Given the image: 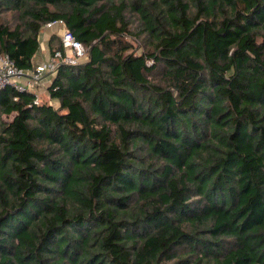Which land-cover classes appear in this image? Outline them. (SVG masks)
Wrapping results in <instances>:
<instances>
[{
  "label": "trees",
  "instance_id": "trees-1",
  "mask_svg": "<svg viewBox=\"0 0 264 264\" xmlns=\"http://www.w3.org/2000/svg\"><path fill=\"white\" fill-rule=\"evenodd\" d=\"M57 20L60 107L0 90V264H264V0H0V53Z\"/></svg>",
  "mask_w": 264,
  "mask_h": 264
},
{
  "label": "built area",
  "instance_id": "built-area-1",
  "mask_svg": "<svg viewBox=\"0 0 264 264\" xmlns=\"http://www.w3.org/2000/svg\"><path fill=\"white\" fill-rule=\"evenodd\" d=\"M50 32H52L51 36H57L60 39L62 47L51 54L47 62L36 66L32 71L18 68L11 57L0 53V90L12 88L17 93H32L36 97L35 104L40 105L39 91L44 87L48 76L55 79L62 65L75 67L83 63L87 58V50L76 40L65 21L57 20L47 23L41 35Z\"/></svg>",
  "mask_w": 264,
  "mask_h": 264
},
{
  "label": "rangeland",
  "instance_id": "rangeland-1",
  "mask_svg": "<svg viewBox=\"0 0 264 264\" xmlns=\"http://www.w3.org/2000/svg\"><path fill=\"white\" fill-rule=\"evenodd\" d=\"M40 36H42V37H40V40H39V41H40V42L44 41V39L46 38L45 35L42 34V35H40ZM51 37H52V36H51ZM51 37H50V38H51ZM42 39H43V40H42ZM127 40L129 41V43H131V44L133 45V47L135 48L137 54H142V53H144V49H148V48H146V46H147L148 44H146L144 41L141 42V41L135 39L134 37H132V38H127ZM57 44L59 45V42H58ZM43 47H44V46L42 45V48H43ZM87 61H88V57H87L86 59H84V61H83L82 64H84V63L87 62ZM82 64H81V65H82ZM48 85H50V84H48ZM44 90H45V89H44ZM42 104H49V105L53 106V107L56 108V109H58V108L60 107L59 102H58L57 100H53V99H51L50 95L47 96L46 94H44V91H43L42 95H40V105H42ZM3 119H4V121H7L8 123H10V122H12V120H13V116H9V117H7V116H3Z\"/></svg>",
  "mask_w": 264,
  "mask_h": 264
},
{
  "label": "crops",
  "instance_id": "crops-1",
  "mask_svg": "<svg viewBox=\"0 0 264 264\" xmlns=\"http://www.w3.org/2000/svg\"><path fill=\"white\" fill-rule=\"evenodd\" d=\"M51 34H52V32L46 33V35H45L46 38L44 39V41L40 42V49L32 61L33 69L36 66L41 65V64H43L49 60V58L51 56L50 47H49V40H50ZM42 45L44 46L43 48H42ZM52 81H53V79L48 76V78L46 79L44 87H42V89H40V91H39L40 95H42L43 91H44V94H46L47 96L50 95L49 94V88H50ZM48 84H50V85H48Z\"/></svg>",
  "mask_w": 264,
  "mask_h": 264
}]
</instances>
